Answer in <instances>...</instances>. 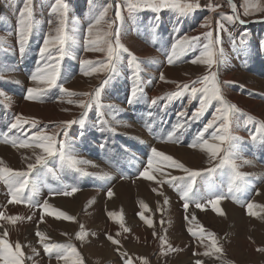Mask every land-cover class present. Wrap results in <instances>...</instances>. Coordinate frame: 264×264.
I'll return each mask as SVG.
<instances>
[{"label":"rangeland","instance_id":"374dc122","mask_svg":"<svg viewBox=\"0 0 264 264\" xmlns=\"http://www.w3.org/2000/svg\"><path fill=\"white\" fill-rule=\"evenodd\" d=\"M233 1L240 19L246 22L264 19V11L257 7L264 8V0ZM54 2L33 0L35 27L21 55L17 29L24 0H0V90L5 93L0 97V140L5 134L9 137L15 134V130L8 132V128L17 116L35 119L37 127L47 129L49 133L56 125L79 119L84 110L78 102L92 99L91 95L80 94H93L103 87L99 101L103 107L93 104L88 110L83 135L78 125H73L68 131L73 154L79 160L89 161L81 167L94 175L82 176L67 166L61 168L58 158L48 161L52 173L37 167L31 173V179L36 180L39 190L32 200L38 205L46 202L47 209L27 202L10 203L8 186L0 180V214L21 218L15 222L0 220V239L5 240L13 252L17 242L22 245V264H79L80 258L83 264H125V260L131 264H144L145 260L147 264H196L197 260L203 264H264V252L257 250L264 248V144L260 143L264 139V128L261 127L264 125V48L259 46V42L264 40V20L250 26L221 21L226 30L217 29V21L222 14L233 15L227 0H198L201 9L187 15H180L176 9L159 12L138 10L129 14L123 0H65L69 5L66 27L69 39L65 45L66 55L60 61L57 83L77 95L69 97L59 88H52L44 93L43 102H32L25 99L26 90L46 87L30 81V76L40 63L38 49L44 36L50 33L54 38L56 35L58 17L50 12ZM177 2L183 4L188 0ZM109 3L113 7L108 9L105 21L93 29L94 38L96 33L100 34V39L104 38L103 33L108 31V22L115 19L116 5L119 4L124 16L119 29L120 40L137 57L140 68L133 75L127 64V54L121 53L117 74L110 83L103 85L109 78L108 72L84 75L81 68L86 66L80 62L87 59L95 63L106 59V52L86 51L84 38L90 20ZM209 6L216 7V11H210ZM205 18L210 19V28L201 26ZM119 23L113 24V31L117 30ZM209 30L213 31L214 48L221 60L218 80L224 96L255 121L245 126V116L239 117L241 127L235 134L242 141L237 164L248 182L234 195L228 192L231 167L217 168L220 157L212 160L207 151L189 147L195 134L213 114L215 102L200 120L188 125L183 135L176 133L180 135L179 143L163 142L177 122V114L187 109L191 116L198 107V99L188 104L187 96L174 100L166 109L163 105L167 103L164 98L177 90V84H190L208 74L206 64H192L191 60L203 50V43H207L203 34ZM242 33L247 34L246 45L240 42ZM184 35L201 37V46L187 51L169 65L170 47ZM52 51L58 55L55 48ZM161 73L165 77L163 81L159 79ZM136 83L143 84L147 102L129 105L130 89ZM153 98L161 99L152 105L150 101ZM69 99L74 103H68ZM101 118L115 131H100L102 125L97 121ZM24 127L27 130L30 125ZM35 131L31 129L28 135ZM252 134L257 135L255 143L251 141ZM62 136L61 133L58 139ZM205 136L207 138L208 134ZM0 146L7 147L1 149L0 167L14 171H28V164L35 163L38 155H44L39 148H17L4 142H0ZM152 147L188 169L205 173L197 177L187 209L181 193L168 182L172 176H185L182 170L154 160L150 172L155 179L139 177L147 167ZM244 160L251 163L246 164ZM210 168H216V171L208 176L206 173ZM103 173H108L111 179H100ZM71 185L78 186L79 190L72 195L57 194ZM109 190L113 193L111 197L107 195ZM210 192L225 196L217 206L225 215L213 210L207 199H201ZM24 195L27 197L30 192L26 190ZM197 199H201L203 208L196 207L194 201ZM59 200L64 203L58 204ZM141 202L146 207H141ZM247 203L254 205L251 215ZM58 211L74 219L57 218ZM139 213H143L144 219ZM148 220L152 221V227L148 226ZM4 224L6 230L13 231V238H9L10 231L4 230ZM121 225L130 231L124 232ZM37 232L44 233L46 239L43 243ZM81 233L82 237L77 238ZM209 233L215 234L216 246L222 248V253L215 252ZM108 235L119 240V245H113L107 239ZM44 243L71 244L79 257L73 255L68 261H58L54 256L49 258ZM206 251L210 255H203ZM0 264H5V261L0 259Z\"/></svg>","mask_w":264,"mask_h":264},{"label":"snow or ice","instance_id":"6c2138e0","mask_svg":"<svg viewBox=\"0 0 264 264\" xmlns=\"http://www.w3.org/2000/svg\"><path fill=\"white\" fill-rule=\"evenodd\" d=\"M129 14H132L138 10H151L153 12H159L161 10L167 9H176L180 15H187L194 13L196 10L201 9V5L198 0H188L187 3L180 4L177 0H123ZM229 4L232 7L233 13H236V6L233 3V0H228ZM33 0H24L23 8L19 12L18 16V45L21 55L24 54L26 44L33 33V28L35 27V22L33 20V10H32ZM113 5L109 3L105 6L104 10L90 20L86 28V36L84 38V43L86 45V51H95V52H106V59L99 60L95 63L91 60H82L80 63L82 66L81 72L84 75H93L95 73H101L104 71L108 72L109 78L103 82V85L110 83L111 78L114 77L118 72V65L120 64L122 57L121 53H126L128 56V67L133 75L136 74V71L140 68V62L137 57L132 54L127 47H125L120 40V31L122 28L124 16L121 14L120 5H116L115 9V19L108 22V31L103 33V39L99 38V33H96V38H94L93 29L105 21L107 16L108 9L112 8ZM218 7V6H217ZM258 10L264 11V8ZM69 5L65 0H55L54 4L50 8L52 15L58 17V27L56 28V35L53 38L50 33L46 34L43 38L42 46L38 49V56L40 63L35 68L34 72L30 76V81L37 82L45 85V88H28L26 90L25 99L32 102H43V95L46 91L52 88H59L62 93H66L69 97L77 95L76 93L69 92L67 88H64L62 85H58V80L60 78V61L66 55L65 45L69 39V36L66 31L67 27V15H68ZM210 11H216V7L209 6ZM247 14V10H246ZM119 21L117 25V30L113 31V24ZM221 21H227L228 23L235 24L239 23L241 25L245 24L246 21L240 19L239 15H221L220 19L217 21V29L225 31V24ZM50 21L49 23H51ZM203 27L210 28L211 21L209 18H205L202 22ZM112 37V39H109ZM203 40L207 43H203V50L200 52L199 56L191 60L192 64H206L208 66V74L204 75L202 78L193 80L190 84H177V90L171 92L167 95L166 101L163 107L166 109L170 103L174 100L182 99L185 96L188 97V104H191L192 101L198 99V107L192 112L189 116L187 109L181 110L177 116V122L173 125L171 131L167 134L163 142H180V135H183L184 131H187V127L191 122L200 120L208 109L212 106L213 102L216 103L213 114L210 119L207 121L205 126L198 131L193 137L192 143L189 147L200 148L203 151H207L210 155V159L215 160L217 157H220V162L216 166L217 168L229 165L232 170V179L229 182L228 192L235 194L241 190L244 184L248 182L246 174L239 172V165L237 160L240 159L241 149L239 147L242 138L236 135L235 133L241 127L240 116H245L243 121L244 125L254 123V118L247 116L242 113V111L237 108L235 104L230 103L224 96L220 81L218 80V65L221 63V60L217 58V53L214 48L216 40L212 30L206 31L203 34ZM234 42V41H233ZM240 42L242 45L247 44V34L242 33L240 37ZM222 43V41H221ZM201 46V37H189L184 35L182 38H178L170 47V54L167 56V63L169 65L173 64L176 60H179L187 51L196 50ZM259 46L264 48V40L259 42ZM55 48L58 55H54L52 49ZM222 54V48L220 49ZM53 61H55L53 63ZM215 69V70H214ZM160 80H165L163 73H161ZM103 87L96 89L93 94L83 93L80 95L83 96H92L90 100H81L78 102V106L84 111L81 113L79 119L65 121L60 125H56L55 128L49 133L47 129L38 128V122L35 119L29 120L24 118L22 115L15 117L14 121L10 123L8 132L15 130V134L9 137L7 134L4 135L3 140L0 142L11 143L12 146L17 148H39L42 150L44 155H38L36 157L35 163L28 164V171H14L9 168L0 167V180H2L9 189L11 200L10 203H22L27 202L35 206H41L47 209L48 205L44 202L43 205H38L32 200V196L35 195L38 190V184L36 180L31 179V173L40 167L45 169L47 172L52 173L53 170L48 167V161L50 158H58L61 168L67 166L72 170L80 173L82 176L94 175L84 171L81 165H87L90 162L86 160L77 159L76 155L73 154L71 144L68 140V131L73 125H78L81 129V136L83 135V128L85 126L88 110L93 107L95 104L98 108L103 107L99 103L101 98ZM5 96V93L0 90V97ZM161 98H153L150 103L152 105L157 104V100ZM147 102V97L143 92V84L136 83L130 89L129 97L127 103L129 105H134L136 103ZM68 103H74L71 99L68 100ZM101 117L103 113L101 112ZM187 118V119H183ZM100 127V131H115L114 128H111L107 121L103 118L97 121ZM24 125H30L29 129H25ZM264 128V125H261ZM31 129H36L31 136L28 135V132ZM212 130L209 133V130ZM149 130H151L149 128ZM61 133L63 134L62 138ZM180 133V135H176ZM208 134L206 138L205 134ZM218 143H212V142ZM251 141H257V135H251ZM261 144H264V139H261ZM103 147V145H102ZM223 153V156L220 154ZM154 160L160 163H166L167 165L182 170L186 175L181 177L172 176L171 180L168 181L172 183L174 187L181 193L182 199L185 201L184 208L189 207V203L192 200L193 187L197 182V177L205 175L199 171L191 170L186 168L182 163L176 161L173 157L165 155L164 153L158 151L156 148H151V157L147 160V167L139 173V177H143L147 180H153L155 177L151 174L150 170L153 169ZM246 164H250L251 161L244 160ZM95 166V165H93ZM216 171V168H210L207 170L206 175L211 176ZM138 177V178H139ZM100 179H111L108 173H103L99 176ZM179 181V183H176ZM29 191L30 195L27 197L24 195L25 192ZM78 186L71 185L66 187L62 192L57 194L63 195H72L78 191ZM258 194V193H257ZM107 195L111 197L113 193L109 190ZM201 199H207L208 203L211 205L212 209L215 210L220 215H225L217 206L218 204L225 199L224 195L209 193L206 197H201ZM201 199L195 200L197 208H203L204 205L201 203ZM165 203H168L165 199ZM252 203H247L246 207L249 214H252ZM141 207H146V205L141 202ZM114 215V214H109ZM140 218L144 219L143 213H139ZM57 218L65 217L67 220L71 221L74 218L71 216H66L65 213L58 211L56 213ZM8 220L10 222H15L20 217L8 216L5 217L3 214H0V220ZM31 219V217H29ZM147 224L149 227H152V221L148 220ZM124 232L130 231L127 227L121 225ZM5 235L7 233L5 232ZM83 233H81L77 238H81ZM119 235V233H117ZM153 235H156L153 232ZM196 235V233H192ZM213 244L212 246L215 249V252L222 253V248L217 247V240L215 234L209 233ZM37 236L41 238V242L46 239L44 233L37 232ZM107 239L112 242L113 245H119L120 241L115 239L113 236L108 235ZM43 247L46 253L49 255V258H54L63 261H68L73 255L79 257L77 249L71 244H48L44 243ZM0 248L3 249V253L0 254V259L5 261V264H22L24 259V253L21 250L22 245L17 242L15 244V252H13L11 246L3 239H0ZM258 251L264 252V248L257 249ZM33 252L36 250L33 248ZM119 251V249H117ZM126 255V254H125ZM199 255V253H197ZM203 255H210L209 252H204ZM11 258V259H10ZM79 264H83L82 258H80ZM125 264H131L129 260H125ZM144 264H147V260L144 261ZM196 264H203L201 260H197Z\"/></svg>","mask_w":264,"mask_h":264},{"label":"bare ground","instance_id":"6f19581e","mask_svg":"<svg viewBox=\"0 0 264 264\" xmlns=\"http://www.w3.org/2000/svg\"><path fill=\"white\" fill-rule=\"evenodd\" d=\"M243 26V25H242ZM1 149H7V147H4V146H0V152H2L1 151ZM18 156V155H17ZM5 158H7V157H5ZM16 159V158H15ZM15 159H13V160H15ZM6 161V160H5ZM18 160H15L14 162H17ZM53 201V200H52ZM57 201V200H56ZM54 203H56V202H54ZM63 204L64 203V201L63 200H59V202H58V204ZM57 204V203H56ZM22 210V209H21ZM17 212V211H16ZM23 212V211H22ZM18 213V212H17ZM51 226V225H50ZM53 226V225H52ZM7 227H9V226H7ZM6 228V227H5ZM10 228V227H9ZM52 229V228H51ZM10 231V234H9V238L10 237H12L13 238V231L12 230H6V232H9ZM15 232V231H14ZM16 236V235H15Z\"/></svg>","mask_w":264,"mask_h":264},{"label":"water","instance_id":"95a60500","mask_svg":"<svg viewBox=\"0 0 264 264\" xmlns=\"http://www.w3.org/2000/svg\"><path fill=\"white\" fill-rule=\"evenodd\" d=\"M227 2H228V0H227ZM229 3V2H228ZM233 3H234V1H233ZM230 5V4H229ZM230 8H231V11H232V7H231V5H230ZM232 13H233V11H232ZM233 15H238L237 14V12L236 13H233ZM264 19H260V20H254V21H250V22H246L245 24H243V26H250L251 24H253V23H255V22H261V21H263ZM241 25V24H240Z\"/></svg>","mask_w":264,"mask_h":264},{"label":"crops","instance_id":"0c3cea01","mask_svg":"<svg viewBox=\"0 0 264 264\" xmlns=\"http://www.w3.org/2000/svg\"><path fill=\"white\" fill-rule=\"evenodd\" d=\"M4 230L6 231V229H5V224H4Z\"/></svg>","mask_w":264,"mask_h":264}]
</instances>
